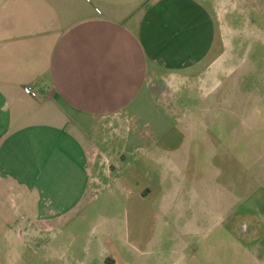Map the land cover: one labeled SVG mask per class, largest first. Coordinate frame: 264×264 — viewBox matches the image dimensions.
<instances>
[{"label": "crops", "instance_id": "0c3cea01", "mask_svg": "<svg viewBox=\"0 0 264 264\" xmlns=\"http://www.w3.org/2000/svg\"><path fill=\"white\" fill-rule=\"evenodd\" d=\"M218 50L204 0H0V264H83L72 239L110 181L133 189L130 207L146 204L152 186L132 187L138 168L126 164L166 142L174 128L157 100L181 94ZM145 155L142 173L150 161L167 172ZM184 204L157 216L175 211L179 225Z\"/></svg>", "mask_w": 264, "mask_h": 264}, {"label": "rangeland", "instance_id": "374dc122", "mask_svg": "<svg viewBox=\"0 0 264 264\" xmlns=\"http://www.w3.org/2000/svg\"><path fill=\"white\" fill-rule=\"evenodd\" d=\"M204 4L216 22V60L178 85L181 94L157 100L159 119L174 130L126 164L138 168L132 187L152 186L148 202L130 207L133 189L123 181L96 192L88 224L72 239L83 264H264V0ZM113 142L110 152L121 146ZM143 152L165 158L167 172L150 161L154 168L142 173ZM170 202L186 203L179 225L175 211L157 216L156 207ZM87 241L94 260L82 253Z\"/></svg>", "mask_w": 264, "mask_h": 264}, {"label": "built area", "instance_id": "2783aa9c", "mask_svg": "<svg viewBox=\"0 0 264 264\" xmlns=\"http://www.w3.org/2000/svg\"><path fill=\"white\" fill-rule=\"evenodd\" d=\"M25 92H26L27 94H30V95H32V96H35V94H33V92L31 91V89H29V88H26V89H25Z\"/></svg>", "mask_w": 264, "mask_h": 264}]
</instances>
